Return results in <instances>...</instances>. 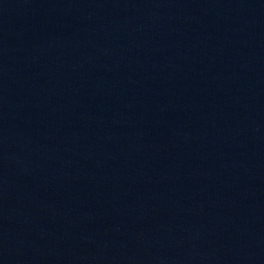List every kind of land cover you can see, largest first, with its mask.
Listing matches in <instances>:
<instances>
[{"label":"water","instance_id":"1","mask_svg":"<svg viewBox=\"0 0 264 264\" xmlns=\"http://www.w3.org/2000/svg\"><path fill=\"white\" fill-rule=\"evenodd\" d=\"M0 264H264V0H0Z\"/></svg>","mask_w":264,"mask_h":264}]
</instances>
